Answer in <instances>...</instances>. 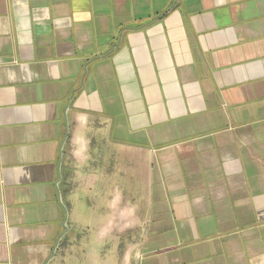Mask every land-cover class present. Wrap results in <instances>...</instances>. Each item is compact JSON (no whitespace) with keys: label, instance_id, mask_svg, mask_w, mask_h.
Here are the masks:
<instances>
[{"label":"crops","instance_id":"0c3cea01","mask_svg":"<svg viewBox=\"0 0 264 264\" xmlns=\"http://www.w3.org/2000/svg\"><path fill=\"white\" fill-rule=\"evenodd\" d=\"M49 260L264 264V0H0V264Z\"/></svg>","mask_w":264,"mask_h":264},{"label":"rangeland","instance_id":"374dc122","mask_svg":"<svg viewBox=\"0 0 264 264\" xmlns=\"http://www.w3.org/2000/svg\"><path fill=\"white\" fill-rule=\"evenodd\" d=\"M63 209L67 211V209L65 208V206L63 207ZM57 239H58V238H56V240H55V244H54V245H58V243H59L58 241H59V240H57ZM54 247H55V249H56V246H54ZM55 254H56V253H55V250H54V251L52 252V254L50 255V257H51L52 259H54ZM49 262H50V260L47 261V264H48Z\"/></svg>","mask_w":264,"mask_h":264}]
</instances>
